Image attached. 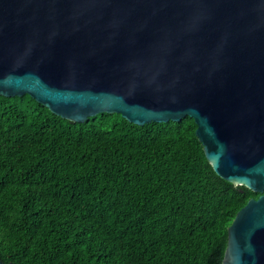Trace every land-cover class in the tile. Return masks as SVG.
<instances>
[{
  "label": "water",
  "instance_id": "obj_1",
  "mask_svg": "<svg viewBox=\"0 0 264 264\" xmlns=\"http://www.w3.org/2000/svg\"><path fill=\"white\" fill-rule=\"evenodd\" d=\"M25 94L73 122L194 118L216 173L261 194L223 263L264 264V0H0V95Z\"/></svg>",
  "mask_w": 264,
  "mask_h": 264
},
{
  "label": "trees",
  "instance_id": "obj_2",
  "mask_svg": "<svg viewBox=\"0 0 264 264\" xmlns=\"http://www.w3.org/2000/svg\"><path fill=\"white\" fill-rule=\"evenodd\" d=\"M194 118L54 114L0 95L5 264H224L228 228L261 194L222 178Z\"/></svg>",
  "mask_w": 264,
  "mask_h": 264
}]
</instances>
